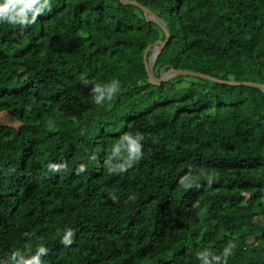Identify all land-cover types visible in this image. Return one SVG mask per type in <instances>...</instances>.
I'll use <instances>...</instances> for the list:
<instances>
[{
	"label": "trees",
	"instance_id": "16d2710c",
	"mask_svg": "<svg viewBox=\"0 0 264 264\" xmlns=\"http://www.w3.org/2000/svg\"><path fill=\"white\" fill-rule=\"evenodd\" d=\"M134 1L170 36L154 77L264 85V0ZM163 40L118 0H51L34 25H0V264L39 246L43 264H201L198 252L230 242L228 264H264V94L188 76L148 84L143 53ZM112 80L121 91L97 105L92 88ZM129 133L143 154L109 173Z\"/></svg>",
	"mask_w": 264,
	"mask_h": 264
},
{
	"label": "clouds",
	"instance_id": "9594fccd",
	"mask_svg": "<svg viewBox=\"0 0 264 264\" xmlns=\"http://www.w3.org/2000/svg\"><path fill=\"white\" fill-rule=\"evenodd\" d=\"M51 11V0H0V25L18 26L20 28H27L37 22V18L45 11ZM121 91V84L119 80H112L110 83L101 85L95 84L92 88L94 94V102L97 105H102L106 101L111 102L114 97ZM144 139L143 135L125 134L120 141L114 146L113 154L107 162L109 173H123L133 166L142 156L141 141ZM116 161V162H113ZM123 161V162H121ZM84 166H81L79 171H84ZM209 186L214 182L213 175H205ZM180 184L185 189L193 186L200 187L196 179L185 176L181 179ZM111 199L115 202L117 197L113 194ZM134 197H129V200ZM24 236H30V233H24ZM74 233L71 229L66 231L61 243L65 246H70L73 243ZM235 244L230 242L224 249L221 255H216L210 250H204L197 253V258L201 264H228V258L233 254L232 249ZM47 249L39 246L36 254L30 258L20 252L12 254V264H43L41 257L47 254ZM19 258V259H17Z\"/></svg>",
	"mask_w": 264,
	"mask_h": 264
},
{
	"label": "water",
	"instance_id": "95a60500",
	"mask_svg": "<svg viewBox=\"0 0 264 264\" xmlns=\"http://www.w3.org/2000/svg\"><path fill=\"white\" fill-rule=\"evenodd\" d=\"M121 4L123 5H130V6H135L138 9L142 11L143 16L148 22H153L156 24L161 31L164 34V40L163 41H156L152 46H148L144 53H143V65H144V70L146 73L147 77V83L152 85V86H158L161 83H164L170 79H172L174 76H188V77H194V78H199V79H205L214 83L218 84H223V85H228V86H245V87H254L259 90H261L264 94V85L258 84V83H253V82H233V81H226V80H220L215 77L209 76V75H204L201 73H195L192 71L188 70H174L172 68H169L165 72H161L159 77L156 78L153 75L152 69H153V64L159 55L161 49L164 47L165 43L169 40V33L164 25V23L157 18L156 15H154L152 12H150L147 8L141 6L134 0H118ZM154 48L156 50H154ZM151 51L150 54L147 56V52Z\"/></svg>",
	"mask_w": 264,
	"mask_h": 264
},
{
	"label": "rangeland",
	"instance_id": "374dc122",
	"mask_svg": "<svg viewBox=\"0 0 264 264\" xmlns=\"http://www.w3.org/2000/svg\"><path fill=\"white\" fill-rule=\"evenodd\" d=\"M182 81L185 82L182 85H187V83H189L191 81V79H186V78H182Z\"/></svg>",
	"mask_w": 264,
	"mask_h": 264
},
{
	"label": "bare ground",
	"instance_id": "6f19581e",
	"mask_svg": "<svg viewBox=\"0 0 264 264\" xmlns=\"http://www.w3.org/2000/svg\"><path fill=\"white\" fill-rule=\"evenodd\" d=\"M154 50H156V49L154 48Z\"/></svg>",
	"mask_w": 264,
	"mask_h": 264
}]
</instances>
